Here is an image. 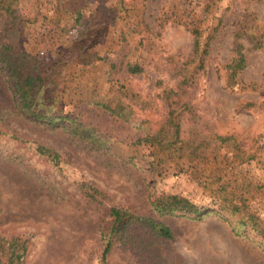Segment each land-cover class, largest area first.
I'll return each instance as SVG.
<instances>
[{"label": "rangeland", "instance_id": "1", "mask_svg": "<svg viewBox=\"0 0 264 264\" xmlns=\"http://www.w3.org/2000/svg\"><path fill=\"white\" fill-rule=\"evenodd\" d=\"M13 8L22 27L0 11V43L46 65L39 112L85 129L75 136L68 122L30 121L0 69V238L24 243L21 264H264V242L234 235L235 217L159 218L150 207L178 195L214 209L230 184L264 224V0H15ZM192 28L207 55L194 52ZM236 45L244 69L228 84ZM127 64L141 72L129 75ZM171 112L182 158L142 142ZM196 148L200 158L189 154ZM113 207L166 225L172 237L131 225L102 263Z\"/></svg>", "mask_w": 264, "mask_h": 264}, {"label": "trees", "instance_id": "2", "mask_svg": "<svg viewBox=\"0 0 264 264\" xmlns=\"http://www.w3.org/2000/svg\"><path fill=\"white\" fill-rule=\"evenodd\" d=\"M14 2L15 0H0V11L12 29L22 27L21 18L13 8ZM190 32L193 36L194 52H199L201 49L199 31L192 28ZM208 47L209 44L206 43L201 49L203 55H207ZM244 64L245 60L241 53V47L236 45L235 56L226 67L228 84L235 82L238 73L244 69ZM45 66L41 60L28 57L23 51L7 42L0 43V69L8 77L19 112L29 118L30 121L42 125L57 127L68 122L72 125V129L69 130L71 134L83 136L85 129H81L76 118L53 117L48 113L39 112L38 98L45 85ZM126 71L129 75H135L139 74L141 69L136 64H127ZM96 105L114 117L125 118V114L119 107H110L100 102ZM172 115L173 112L170 113L168 121L161 129L154 133H145L142 142L148 147H154L171 156L182 158L185 142L179 137V126L174 122ZM38 150L42 155H51L47 148L39 147ZM196 153L197 148L191 150L189 154H195L193 158H200L201 155L197 156ZM229 186L230 184L219 187L218 199L215 201L214 209L199 208L188 199L178 195H161L150 202L151 211L159 218L181 216L191 220H202L212 214L224 220L235 217L236 222L232 227L234 235L242 236L247 231L264 242V224L247 209V192H236L233 189H228ZM93 192L92 195L97 193L95 190ZM108 216L111 220L110 227L101 235L103 242L102 263L105 262L113 246L124 236L131 225L145 227L164 239L172 237L171 231L166 225L143 216L129 207H113ZM25 251V245L19 239L0 238V264H21Z\"/></svg>", "mask_w": 264, "mask_h": 264}]
</instances>
